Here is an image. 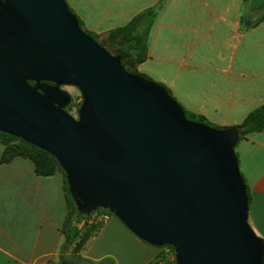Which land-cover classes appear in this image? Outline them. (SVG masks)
<instances>
[{
    "label": "water",
    "instance_id": "obj_1",
    "mask_svg": "<svg viewBox=\"0 0 264 264\" xmlns=\"http://www.w3.org/2000/svg\"><path fill=\"white\" fill-rule=\"evenodd\" d=\"M121 59L66 0H0V132L49 152L77 209L108 210L143 241L172 246L176 264H263L238 128L188 119L164 86ZM64 85L80 91L76 117Z\"/></svg>",
    "mask_w": 264,
    "mask_h": 264
},
{
    "label": "crops",
    "instance_id": "obj_2",
    "mask_svg": "<svg viewBox=\"0 0 264 264\" xmlns=\"http://www.w3.org/2000/svg\"><path fill=\"white\" fill-rule=\"evenodd\" d=\"M83 27L104 38L162 0H66ZM256 10H253L255 13ZM244 0H163L151 27L148 57L138 65L168 87L188 111L234 126L264 103V20L243 29ZM246 16V15H245ZM17 140L0 137V264H58L68 206L64 176L36 172L26 155H6ZM249 193L248 222L264 239V129L235 145ZM160 248L111 215L80 251L93 262L152 264Z\"/></svg>",
    "mask_w": 264,
    "mask_h": 264
},
{
    "label": "trees",
    "instance_id": "obj_3",
    "mask_svg": "<svg viewBox=\"0 0 264 264\" xmlns=\"http://www.w3.org/2000/svg\"><path fill=\"white\" fill-rule=\"evenodd\" d=\"M244 2L249 3L251 12L246 14V16L245 15L242 16L241 23L243 29H248L264 20V10L261 13H259V15L256 18H252L253 10H256L258 7L264 6V0H244ZM162 4H163V0L160 1L156 6L149 7L137 13L125 24L114 27L107 32L106 36L102 38V40H104V42L109 47L115 49V52H111L108 48L103 46L97 40L99 36L96 35L94 32L85 29L83 27V21L77 15L76 17L78 19V23L80 27L87 34L93 37L102 47H104L111 54L122 55L121 64L128 72L132 74L141 75L147 79H152L148 75L137 71L136 68L140 63L144 62L148 57V42H149L150 30L156 19L158 10L161 8ZM68 7L71 11H73L69 5ZM129 55L131 56L132 64L135 66L134 70L128 68V66H126V64L124 63V60L127 57H129ZM30 83H32V81H30ZM158 83L164 86L167 92L172 95L168 87H166L160 82ZM70 109L71 106L68 107L66 110L69 112ZM183 110L187 118H188L187 116L188 114L189 118L192 120H196L200 122H204L205 119L207 120V118L201 114L188 111L184 107ZM217 127L219 129H224L228 127L238 128L240 132V139L245 138L248 134L252 132L261 131L262 129H264V103L251 110L245 116V118L241 123L234 126H217ZM0 137L17 140L18 143L11 144L6 147V155L11 156L16 153L31 157L34 160L37 173L44 175L52 174L56 167H58L62 171L64 176V192L68 206V211L61 227V232L64 236V243L62 250L64 252L70 249V254L65 255L63 253L60 256V262L58 264H62L63 262L69 260L81 259L82 258L80 256L81 249L83 248L87 240L98 232L99 228L101 227V223L89 222L88 218L91 213L89 214L85 213L75 207L74 200L69 191L65 172L58 163V161L49 152L44 151L38 148L37 146L32 145L8 133L0 132ZM242 179L244 181L243 176ZM245 188L249 202L250 197L246 184H245ZM102 210L110 213L106 209H102ZM110 214L113 215L112 213ZM80 221H83V224L79 227L76 225V222H80ZM157 247L161 248L162 246H157Z\"/></svg>",
    "mask_w": 264,
    "mask_h": 264
},
{
    "label": "built area",
    "instance_id": "obj_4",
    "mask_svg": "<svg viewBox=\"0 0 264 264\" xmlns=\"http://www.w3.org/2000/svg\"><path fill=\"white\" fill-rule=\"evenodd\" d=\"M72 96V104H71V109L69 113L73 116H77V109L78 105L80 104L82 98L81 94ZM111 216L110 213L99 209L93 211L89 218V222H98L101 223V225ZM83 224V221L76 222L77 226H81ZM158 255V257H157ZM156 257L153 259L152 264H176V255H175V250L173 247H170L169 245H164L160 248L159 254H157Z\"/></svg>",
    "mask_w": 264,
    "mask_h": 264
},
{
    "label": "rangeland",
    "instance_id": "obj_5",
    "mask_svg": "<svg viewBox=\"0 0 264 264\" xmlns=\"http://www.w3.org/2000/svg\"><path fill=\"white\" fill-rule=\"evenodd\" d=\"M263 10H264V6L258 7V8L256 9L255 13H253L252 18H256V17L259 15V13H261ZM244 15H246V14L244 13ZM97 40H98L103 46H105L106 48H108L111 52H115V49L109 47V46L104 42V40H102L101 38H97ZM124 63L126 64V66H128V68H130L131 70H134L135 66H134V65L132 64V62H131V56H130V55H129V57H127V58L124 60ZM136 69H137V71H138V67H137ZM139 72H140V71H139ZM140 73H141V72H140ZM153 80H154V79H153ZM155 81H156V80H155ZM156 82H157V81H156ZM62 88H63L64 90H66L67 92H69L70 94H72L73 96L80 95V91H79V89L76 88L75 86H72V85H64V86H62ZM69 111H70V110H69ZM187 116H188V119H190L188 114H187ZM190 120H192V119H190ZM193 121H196V120H193ZM197 122H200V121H197ZM202 123H205V124H207V125H209V126H211V127H215V128H218L217 126H219V125H216V124H214V123H212V122H210L209 120H206V119H205V121L202 122ZM113 217H116V216L113 215ZM154 247L157 248V246H154Z\"/></svg>",
    "mask_w": 264,
    "mask_h": 264
}]
</instances>
